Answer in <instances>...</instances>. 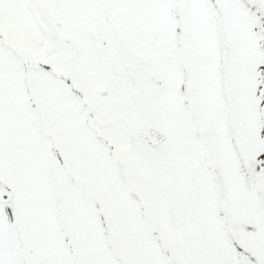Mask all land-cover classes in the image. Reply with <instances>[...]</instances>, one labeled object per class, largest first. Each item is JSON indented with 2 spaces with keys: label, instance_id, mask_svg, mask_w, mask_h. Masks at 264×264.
Returning <instances> with one entry per match:
<instances>
[{
  "label": "snow or ice",
  "instance_id": "snow-or-ice-1",
  "mask_svg": "<svg viewBox=\"0 0 264 264\" xmlns=\"http://www.w3.org/2000/svg\"><path fill=\"white\" fill-rule=\"evenodd\" d=\"M0 264H264V0H0Z\"/></svg>",
  "mask_w": 264,
  "mask_h": 264
}]
</instances>
